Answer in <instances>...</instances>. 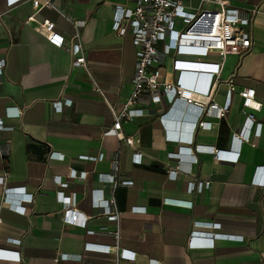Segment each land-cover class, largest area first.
<instances>
[{
	"label": "crops",
	"instance_id": "obj_1",
	"mask_svg": "<svg viewBox=\"0 0 264 264\" xmlns=\"http://www.w3.org/2000/svg\"><path fill=\"white\" fill-rule=\"evenodd\" d=\"M51 2L33 7L30 0L11 5L0 0V56L6 60L0 118L11 127L0 129V142L9 145V156L0 158V175L7 172L6 185L24 186L33 194L32 202L24 204L26 212L19 214L2 205L0 186V247L20 255L19 262L0 260V264H264V186L251 184L255 169L264 168V0L230 2L231 7L251 10L252 45L247 54L222 59L216 53L195 56L171 51L159 66L161 80H173L179 69L214 72L218 82L212 99L219 105L234 87L224 116L206 113L203 119L211 127L196 129L192 144L182 146L164 138L158 114L167 104L148 102L146 97L142 115L121 124L125 137H139L137 145L103 134L114 122L113 110L121 109L131 91L135 66L131 33L119 35L112 29L114 9L132 8L136 0ZM188 3L195 9L199 0ZM45 19L61 36L60 45L38 33ZM76 22L82 26L77 28ZM77 34L85 68L72 66L70 47ZM92 80L102 94L93 90ZM205 82L204 78L199 81L201 86ZM244 87L253 88L261 103L254 112L260 134L252 131L249 141L240 144L236 162L217 160L209 148L232 150L233 134L243 124L238 91ZM66 98L71 105L55 113L52 102ZM194 115V107L175 102L167 113L170 132L188 137ZM134 152L140 153L137 162L132 159ZM98 153L103 154L101 160L81 156ZM115 153L118 177L130 178L132 185L114 187L107 180L114 173L110 161ZM168 167L179 168L175 180L168 177ZM71 170L86 176L70 178ZM55 175L67 186L55 184ZM192 180L210 184L200 193H189ZM59 191L72 199L74 209L89 217V231L63 222ZM112 198L118 221L102 216L94 204ZM132 207L145 210L133 212ZM193 222L217 223L216 232L242 240L220 238L213 247H191L192 230L201 242L211 232L204 226L194 227ZM117 230L119 257L102 250L116 243ZM87 244L91 247L86 248Z\"/></svg>",
	"mask_w": 264,
	"mask_h": 264
},
{
	"label": "built area",
	"instance_id": "obj_2",
	"mask_svg": "<svg viewBox=\"0 0 264 264\" xmlns=\"http://www.w3.org/2000/svg\"><path fill=\"white\" fill-rule=\"evenodd\" d=\"M17 0H8V4ZM33 7L38 5H52L51 0H30ZM231 0H199L198 6L192 9L188 0H136L134 7H115L112 18V29L119 35L129 31L135 46V66L131 78V91L123 103L120 110H113L114 122L111 127L104 131V135L115 136L119 141H124L129 146L139 143L137 135L125 137L121 132L123 121H132L135 117L142 115L141 104L146 97L148 102L166 103L167 107L158 114V121L163 129L164 138L167 141L175 142L182 146L192 144V134L198 128H210L211 123L204 120L206 113H212L216 117H223L230 105V92L234 87H230L227 100L223 105H219L212 99V92L218 79L214 72L202 70L179 69L173 80L160 79L159 66H161L171 51L178 55L206 56L209 53H216L222 59L229 55L242 57L251 49V36L248 30L251 21V10H239L231 7ZM254 12V11H252ZM32 17L29 18V20ZM77 28L82 26V22L75 23ZM38 33L43 35L55 45L61 44V36L52 29L49 20H43L37 27ZM73 56V67H86V59L83 54V47L77 34L76 40L70 47ZM6 60L0 56V83L3 80ZM205 79L201 86L199 81ZM93 90L102 94L99 85L92 80ZM241 97L243 124L237 133L233 134L232 150H220L209 148L210 152L217 160L236 162L239 158V147L242 142H248L252 131L254 135H259L261 124L255 119V111H259L261 103L255 99V90L251 87H244L238 91ZM71 99H59L52 102V109L55 113L62 112L63 108L71 105ZM175 102H181L184 106L194 107L195 115L188 123L189 136L170 132L171 121L167 113ZM9 113V112H7ZM21 111H16L15 117ZM0 129L10 130L11 127L5 126L0 118ZM230 147V148H231ZM173 153L171 156H177ZM9 156V145L0 142V158L5 159ZM88 160H101L102 153L95 157L81 155ZM140 153L134 152L132 159L137 162ZM118 153L111 159L113 174L108 176V181L116 187L119 185H132L130 178L121 179L117 175ZM263 167H257L251 180V184L264 186ZM180 170L178 167H168L167 174L170 179L175 180ZM257 173L259 175L256 177ZM7 172L0 175V186L2 187L1 203L9 207L12 211L24 214L26 212L25 203H31L33 194L26 191L24 186H8L5 181ZM86 173L77 174L71 170L70 178L83 180ZM53 182L61 187H66L67 182L62 177L55 175ZM209 180H192L188 182L187 191L189 193H200L208 188ZM57 198L63 205V222L80 228L87 229L88 216L80 214L72 205L70 197H64L62 192H57ZM168 202L169 201H163ZM176 205L182 204L180 201H173ZM102 216L113 221H118L119 211L116 210L113 198L94 203ZM190 206V203H188ZM144 208L132 207L131 211H144ZM193 226H204L211 230L206 242L198 239L201 237L195 231H191L188 237V245L191 247H213L217 239H236L242 240L238 235H227L216 232L220 226L217 223L193 222ZM116 243L113 246H105V252H114L119 257L122 254L118 246L119 232H114ZM18 242V241H15ZM86 248L91 246L87 244ZM67 259L68 255H62ZM0 260L20 261L19 251L0 247Z\"/></svg>",
	"mask_w": 264,
	"mask_h": 264
}]
</instances>
